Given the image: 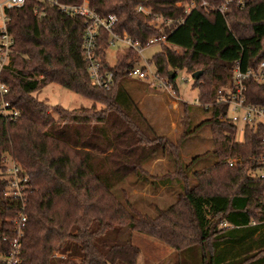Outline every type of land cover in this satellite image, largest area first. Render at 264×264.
Returning a JSON list of instances; mask_svg holds the SVG:
<instances>
[{
	"label": "trees",
	"instance_id": "obj_1",
	"mask_svg": "<svg viewBox=\"0 0 264 264\" xmlns=\"http://www.w3.org/2000/svg\"><path fill=\"white\" fill-rule=\"evenodd\" d=\"M84 1L99 16L116 17L114 33H125L141 45L159 39L160 51L147 63L173 91L177 71L190 76L201 71L192 79L198 84L194 106L209 116L193 132L212 127L214 162L191 172L192 181L184 186L177 178L168 179L181 188L171 206L154 217L138 214L120 186L126 180L147 184L141 171L146 156L136 147L141 139L130 130L133 102L123 85L140 55L126 49L116 54L112 87H94L81 56V18L25 0L21 8L6 11L13 45L1 77L18 116L0 117V161L7 154L25 182L19 184L20 195L11 197L5 195L7 182L0 180V256L10 250L2 238L16 237L11 221L22 215L16 264H135L138 250L123 236L133 231L176 251L178 264H188L191 257L197 264H264V178L253 175L264 128L244 123L237 140V125L223 119L227 104L216 102L217 91L230 85L236 63L245 70L264 62V0H230L222 12L212 6L223 0ZM177 2L194 5L186 12ZM138 6L148 13L138 12ZM34 7L43 15H33ZM154 17L163 23L154 27ZM107 38L98 31L101 55ZM48 84L88 99L90 107L54 105L50 113L32 97ZM243 87L244 102L264 115V78L247 79ZM160 149L162 156L165 148ZM227 159L237 161L228 166ZM178 169L185 180L188 166L179 164ZM53 252L65 256L53 257Z\"/></svg>",
	"mask_w": 264,
	"mask_h": 264
},
{
	"label": "rangeland",
	"instance_id": "obj_2",
	"mask_svg": "<svg viewBox=\"0 0 264 264\" xmlns=\"http://www.w3.org/2000/svg\"><path fill=\"white\" fill-rule=\"evenodd\" d=\"M229 1L223 0V3L212 7L224 10V5ZM192 5H194L193 2L176 3L177 7H184L185 11ZM234 5H237L236 2ZM141 8L144 12H148L147 8ZM161 24V18H153L152 25L154 27H158ZM167 47L172 51H179L177 48ZM159 51L160 46L155 43L143 48L137 66L145 68L147 60H150ZM182 78L185 81H182ZM195 84L191 76L184 71L176 72L174 80L175 89L172 95L167 94L163 89L155 90L135 78L128 77L123 82L126 92L131 96L130 98L134 107L132 119L129 120L130 130L135 131L137 133L136 136L141 139V142L136 143V147L138 151L142 150L141 154L146 156L141 165V171L147 180V184L133 185L130 184V180H126L120 186V189L127 192V200L140 215L154 217L176 201L179 193H181V188L176 184H170L168 179L177 178L182 183V186H184L186 181H189V183L192 181L191 172L199 171L214 162L210 154L213 149L212 127L210 125H203L200 128H196L193 132L195 126L209 116L207 112L194 106L198 93V84ZM218 88L221 87H217L216 89ZM32 97L45 103L50 113L54 105L66 110L79 107L88 108L91 105L88 99L55 84L46 85L39 92L33 93ZM94 108L98 110L100 106L95 104ZM151 134L157 137L156 142L151 139ZM237 139H241L240 128L238 129ZM160 147L165 148L164 155L162 156L158 155V151L161 150ZM153 149H156L157 152H152ZM2 156L7 161L5 164L0 161L1 167H3L0 170V180L6 181L9 176L10 181L11 160L7 154H2ZM194 157H200V159L195 164H190V161ZM179 164L182 167L188 166L185 180L183 173H179ZM16 177L18 180L20 179L19 175H16ZM163 181H165L164 185L161 184ZM152 183L153 185L151 186ZM123 236L124 238H128L130 243L138 250L135 264H178V253L163 243L134 231L125 232ZM5 237L7 238L6 240H4ZM5 237L2 238V241L7 242L10 247V243L14 238ZM10 250L6 255L0 256V264H5L4 260L9 255ZM64 256L53 252V257L63 258ZM187 261L188 264H197L195 257H191Z\"/></svg>",
	"mask_w": 264,
	"mask_h": 264
},
{
	"label": "built area",
	"instance_id": "obj_3",
	"mask_svg": "<svg viewBox=\"0 0 264 264\" xmlns=\"http://www.w3.org/2000/svg\"><path fill=\"white\" fill-rule=\"evenodd\" d=\"M53 6L59 13L67 17H78L81 18L83 24L82 41H81V56L85 65L86 74L89 78L90 84L99 89L108 90L112 87L113 83V67L116 61V54L122 50H130L137 55H140L143 48L156 44L157 40H148L144 45H141L138 41L131 39L125 33L120 35L113 32V27L116 23V17L108 14L105 16H99L93 10H91L87 3L83 0L80 4H64L57 0H37ZM25 0H0V117L14 120L18 116V110L10 104L7 100L8 88L2 81V73L9 68L10 64V51L13 45V39L6 28L7 16L6 11L10 9H19L24 4ZM204 4V3H202ZM193 7V5L191 6ZM190 7V8H191ZM189 8V9H190ZM188 9V10H189ZM215 9V8H212ZM219 12L223 10L216 8ZM138 12L147 14L140 6L136 8ZM187 10V11H188ZM186 11V12H187ZM43 11H39L38 8L32 9V14L39 17L43 15ZM163 23V22H162ZM168 24V22H165ZM103 31L107 34V49L105 54L101 55L98 52V31ZM145 68H139L138 66L133 67L128 72V77L141 80L151 88L155 90H165L167 94L172 95L173 90L171 86L158 77L155 74L152 66L146 62ZM151 67V68H150ZM264 78V62H259L253 69L241 70L239 65L236 63L231 70L230 85L224 90L217 91L216 102H225L227 104L224 120L237 125V133L244 123L251 124L252 126H262L264 128V115L263 110L255 105L246 104L242 91L244 89L243 82L247 79L254 81H261ZM182 81H185L182 78ZM208 106H205L207 108ZM238 140V139H237ZM262 153L254 162L258 166V169L254 172V177L258 179L264 178V135L261 138ZM4 156L1 158L3 164L6 163ZM237 160L227 159L225 163L228 166L236 163ZM11 179L7 182V191L5 195L16 197L20 195L22 186L20 183L25 182L24 176H19L18 180V168L11 162L10 169ZM9 173V170H8ZM9 175V174H8ZM18 182V183H17ZM10 186V189H9ZM11 186H13L11 188ZM24 216L19 215L17 218L11 221L14 234L16 237L10 243L11 250L9 255L4 260L5 264H16L17 262V236L21 233V229L24 223ZM225 227V223H222Z\"/></svg>",
	"mask_w": 264,
	"mask_h": 264
},
{
	"label": "water",
	"instance_id": "obj_4",
	"mask_svg": "<svg viewBox=\"0 0 264 264\" xmlns=\"http://www.w3.org/2000/svg\"><path fill=\"white\" fill-rule=\"evenodd\" d=\"M200 74H201V71H196L191 74V77L193 80H196L200 76ZM173 77H174L173 73L170 72V78H173Z\"/></svg>",
	"mask_w": 264,
	"mask_h": 264
}]
</instances>
